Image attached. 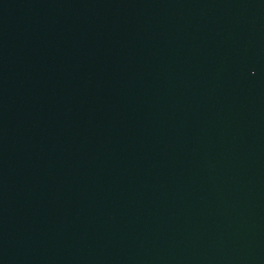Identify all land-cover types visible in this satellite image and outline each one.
<instances>
[{"label": "water", "instance_id": "water-1", "mask_svg": "<svg viewBox=\"0 0 264 264\" xmlns=\"http://www.w3.org/2000/svg\"><path fill=\"white\" fill-rule=\"evenodd\" d=\"M0 264H264V0H0Z\"/></svg>", "mask_w": 264, "mask_h": 264}]
</instances>
